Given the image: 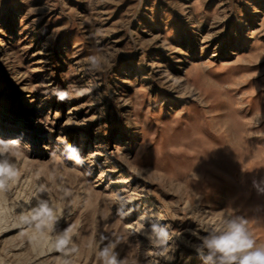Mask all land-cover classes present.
Segmentation results:
<instances>
[{
    "label": "rangeland",
    "instance_id": "obj_1",
    "mask_svg": "<svg viewBox=\"0 0 264 264\" xmlns=\"http://www.w3.org/2000/svg\"><path fill=\"white\" fill-rule=\"evenodd\" d=\"M13 139L0 264H100L101 234L129 264H202L175 238L173 260L156 256L147 212L195 240L235 211L264 244V0H0V140ZM42 185L53 219L36 230L21 215Z\"/></svg>",
    "mask_w": 264,
    "mask_h": 264
},
{
    "label": "clouds",
    "instance_id": "obj_2",
    "mask_svg": "<svg viewBox=\"0 0 264 264\" xmlns=\"http://www.w3.org/2000/svg\"><path fill=\"white\" fill-rule=\"evenodd\" d=\"M92 67H97L95 58H92ZM77 95L83 94L84 89H74ZM53 94L57 99L64 101L72 98V93L68 90L54 89ZM63 143V153L67 159L73 161L77 166H83L84 158L80 155L77 147L67 143ZM12 150H19V140L13 139L9 141L0 140V190H4L7 182L16 178L19 173L16 164L10 159L8 153ZM50 155L55 156L56 152ZM253 187L258 191H264V177L259 180H253ZM45 187L42 185L38 190L35 206L30 209L28 214L21 215L22 223L34 225L36 230L43 229L48 221L53 219V210L49 205V201L40 198L39 193H44ZM65 195L70 193L65 190ZM129 201L124 196H119L117 200V215L126 216L130 214L128 209ZM139 231L146 237L149 243L155 249V255L163 258L165 261L174 259V246L170 241L179 239L186 247L194 251L202 264H264V244H258L253 234L248 228V219L238 215L235 211L227 213L220 228H212L205 230L204 235L192 231L191 236L195 240L186 239L182 233H173L170 226L161 222L158 214L147 212L141 215ZM75 233L72 227L59 232L55 236L56 251L67 255L76 249L70 247L73 244V236ZM120 237L110 239L103 234L99 237V245L102 247L98 251V260L100 264H129L127 259H120L119 253L116 251L118 244L121 242ZM63 264H70L69 260H64ZM131 264H135L132 261Z\"/></svg>",
    "mask_w": 264,
    "mask_h": 264
}]
</instances>
